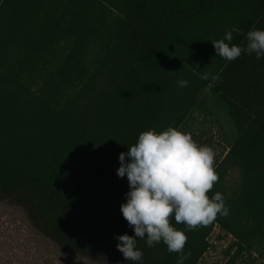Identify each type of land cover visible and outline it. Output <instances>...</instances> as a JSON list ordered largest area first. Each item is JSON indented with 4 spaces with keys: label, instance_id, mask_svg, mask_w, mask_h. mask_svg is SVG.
I'll list each match as a JSON object with an SVG mask.
<instances>
[{
    "label": "trees",
    "instance_id": "trees-1",
    "mask_svg": "<svg viewBox=\"0 0 264 264\" xmlns=\"http://www.w3.org/2000/svg\"><path fill=\"white\" fill-rule=\"evenodd\" d=\"M234 26L244 47V34L264 30V0H0V197L60 248L133 264L114 239L134 236L119 154L142 131L179 127L182 112L167 122L179 80L194 94L213 85L238 110L208 193L223 194L229 215L196 231L171 224L188 237L184 264L198 263L215 226L234 239L226 264L245 253L264 264V57L216 55L211 41ZM137 248L143 264H176L163 242Z\"/></svg>",
    "mask_w": 264,
    "mask_h": 264
},
{
    "label": "clouds",
    "instance_id": "clouds-1",
    "mask_svg": "<svg viewBox=\"0 0 264 264\" xmlns=\"http://www.w3.org/2000/svg\"><path fill=\"white\" fill-rule=\"evenodd\" d=\"M233 33L242 34V30L234 26L223 38L211 41L218 57L228 62L242 53L264 57V30L253 28L244 34V47L232 43ZM209 75L203 73L201 78L208 79ZM177 84L186 87L188 81ZM119 161L117 175L127 176L130 189L120 211L134 231V236L125 233L114 237L125 261L143 264V252L137 248L141 239L146 240L147 247L163 242L168 253L177 254L176 264H184L191 255L184 251L188 237L171 220L183 224L186 231H196L218 216L229 215L222 193L208 195L219 181L215 152L208 145H198L188 133L171 126L160 132L142 131L128 151L119 154Z\"/></svg>",
    "mask_w": 264,
    "mask_h": 264
},
{
    "label": "rangeland",
    "instance_id": "rangeland-1",
    "mask_svg": "<svg viewBox=\"0 0 264 264\" xmlns=\"http://www.w3.org/2000/svg\"><path fill=\"white\" fill-rule=\"evenodd\" d=\"M181 80H186L182 78ZM188 81V80H186ZM189 84V82H188ZM175 85L169 96L167 122H176V113H184L179 127L198 145H208L215 152L214 166L225 149L238 136V129L231 116V108L214 91L213 85L194 94L189 85ZM239 120L246 117L239 114ZM232 178H236V174ZM231 178V179H232ZM209 248L197 264H226L233 254L234 239L215 226L209 235ZM256 253H245L236 264H262ZM0 264H118L114 260L94 259L68 252L39 232L31 223L26 208L12 198L0 197Z\"/></svg>",
    "mask_w": 264,
    "mask_h": 264
},
{
    "label": "crops",
    "instance_id": "crops-1",
    "mask_svg": "<svg viewBox=\"0 0 264 264\" xmlns=\"http://www.w3.org/2000/svg\"><path fill=\"white\" fill-rule=\"evenodd\" d=\"M230 147H231V145L228 146V147L225 149V151L223 152V155H222L221 159L223 158V156L226 154V152L229 150ZM221 159H219V160L217 161V163H218ZM217 163H216V165H217ZM216 165H215V166H216ZM215 166H214V167H215Z\"/></svg>",
    "mask_w": 264,
    "mask_h": 264
}]
</instances>
